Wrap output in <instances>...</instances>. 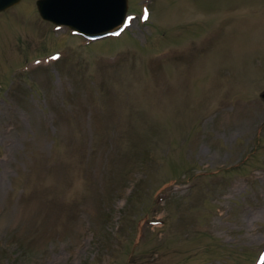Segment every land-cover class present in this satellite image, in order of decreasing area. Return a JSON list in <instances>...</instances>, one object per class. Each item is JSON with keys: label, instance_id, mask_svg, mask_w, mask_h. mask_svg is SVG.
<instances>
[{"label": "rangeland", "instance_id": "374dc122", "mask_svg": "<svg viewBox=\"0 0 264 264\" xmlns=\"http://www.w3.org/2000/svg\"><path fill=\"white\" fill-rule=\"evenodd\" d=\"M126 11H0V264H264V0Z\"/></svg>", "mask_w": 264, "mask_h": 264}, {"label": "water", "instance_id": "95a60500", "mask_svg": "<svg viewBox=\"0 0 264 264\" xmlns=\"http://www.w3.org/2000/svg\"><path fill=\"white\" fill-rule=\"evenodd\" d=\"M18 1L0 0V10L6 9ZM81 1L87 2L88 0ZM110 2L114 7V14L107 19V22H102L98 26H88L87 22L84 21L86 18L73 11L71 6L76 4L75 0H36V7L42 18L52 20L56 23L68 24L78 32H82L87 36L97 37L111 32L113 28L117 29L123 22L127 8V0H111ZM261 96L264 102V90L261 92Z\"/></svg>", "mask_w": 264, "mask_h": 264}, {"label": "bare ground", "instance_id": "6f19581e", "mask_svg": "<svg viewBox=\"0 0 264 264\" xmlns=\"http://www.w3.org/2000/svg\"><path fill=\"white\" fill-rule=\"evenodd\" d=\"M110 1L111 0H88L87 2H82L81 0H75L76 4L71 7L77 14L86 18V20H83L87 22L88 26H98L102 22H107V19L114 14V7ZM149 17L150 12L146 21ZM125 30L126 29H123L119 36H121Z\"/></svg>", "mask_w": 264, "mask_h": 264}]
</instances>
